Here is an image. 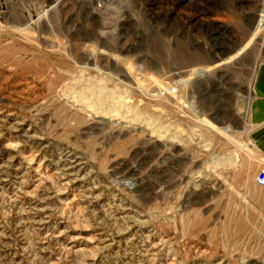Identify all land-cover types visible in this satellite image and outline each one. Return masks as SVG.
Returning <instances> with one entry per match:
<instances>
[{
    "label": "rangeland",
    "instance_id": "rangeland-1",
    "mask_svg": "<svg viewBox=\"0 0 264 264\" xmlns=\"http://www.w3.org/2000/svg\"><path fill=\"white\" fill-rule=\"evenodd\" d=\"M263 60L264 0H0V264H264Z\"/></svg>",
    "mask_w": 264,
    "mask_h": 264
},
{
    "label": "crops",
    "instance_id": "crops-1",
    "mask_svg": "<svg viewBox=\"0 0 264 264\" xmlns=\"http://www.w3.org/2000/svg\"><path fill=\"white\" fill-rule=\"evenodd\" d=\"M256 73L254 74V79H253V91L256 94V101L263 102L264 101V60L257 66L256 68ZM256 108H260V106H255ZM260 112V110H258ZM263 110L261 111L263 113ZM264 116H261L263 118ZM260 118V119H261Z\"/></svg>",
    "mask_w": 264,
    "mask_h": 264
},
{
    "label": "bare ground",
    "instance_id": "bare-ground-1",
    "mask_svg": "<svg viewBox=\"0 0 264 264\" xmlns=\"http://www.w3.org/2000/svg\"><path fill=\"white\" fill-rule=\"evenodd\" d=\"M260 24H262V23H260ZM257 26H258V25H257ZM217 32H218L217 29L214 28V29L212 30V32H211V33H212V36L219 37V35H218L219 33L217 34ZM254 32H255L254 35H256L257 32H256V31H254ZM244 51H245V47L239 49L238 52H236L235 55H234L233 57L238 58V57H239ZM231 58H232V57H231ZM225 61H227V60H224V62H225ZM217 63H218V62H217ZM219 63H221V62H219ZM101 88H102V87H101ZM104 88H106V87H104ZM97 89H98V88H97ZM102 90H103V89H102ZM120 94H121V93H120ZM76 96H77V95H76ZM113 96H114V94H113ZM119 97H120V96H119ZM119 99H120V98H119ZM116 100H117V98H116ZM118 101H119V100H118ZM117 103H118V102H117ZM118 105H119V104H118ZM247 111H248V108H247Z\"/></svg>",
    "mask_w": 264,
    "mask_h": 264
}]
</instances>
